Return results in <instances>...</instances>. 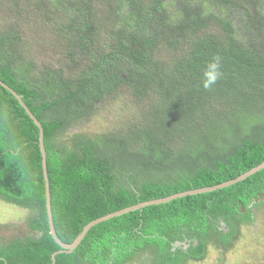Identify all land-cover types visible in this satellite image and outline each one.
Wrapping results in <instances>:
<instances>
[{"label": "trees", "instance_id": "trees-1", "mask_svg": "<svg viewBox=\"0 0 264 264\" xmlns=\"http://www.w3.org/2000/svg\"><path fill=\"white\" fill-rule=\"evenodd\" d=\"M214 61L220 76L206 89ZM0 80L42 124L65 244L96 219L216 187L264 162V0H0ZM124 96L143 116L96 133L99 104ZM39 139L0 85V222L12 229L18 216L29 231L0 246V264H52L61 250ZM261 195L264 170L103 222L55 264L203 262L211 248L239 245Z\"/></svg>", "mask_w": 264, "mask_h": 264}, {"label": "rangeland", "instance_id": "rangeland-1", "mask_svg": "<svg viewBox=\"0 0 264 264\" xmlns=\"http://www.w3.org/2000/svg\"><path fill=\"white\" fill-rule=\"evenodd\" d=\"M35 33V30H32ZM115 102H106L104 105L99 104L98 114L99 121L98 127H96V133H101V130L116 131L125 126L122 121L129 122L132 120L133 116L142 115V110L138 108L134 101L128 97L119 98L114 100ZM120 121L122 124H120ZM79 128V127H78ZM74 133V130L70 131L68 135ZM128 181V179H126ZM263 200V198H261ZM5 210L0 209V221L2 222L4 218L7 217ZM4 215V216H2ZM2 216V217H1ZM18 218V216H16ZM16 217L11 218L10 223L13 228L18 226L16 224ZM0 222V229L2 228L5 235L11 234L13 231H5ZM16 226V227H15ZM22 233L28 235L29 231L24 223L18 226ZM239 245L233 250L227 252L221 249L211 248L209 254L205 261L203 262H190L188 264H264V208L262 212L258 213V217L252 225L246 226L241 232V238L238 242Z\"/></svg>", "mask_w": 264, "mask_h": 264}, {"label": "water", "instance_id": "water-1", "mask_svg": "<svg viewBox=\"0 0 264 264\" xmlns=\"http://www.w3.org/2000/svg\"><path fill=\"white\" fill-rule=\"evenodd\" d=\"M0 85H2L4 88H6L8 91H10L16 97V99L19 101L21 106L25 109L27 115L32 119L34 124L40 130L39 147H40L41 154H42V167H43V173H44V178H45V183H46V206H47V211H48L50 233H51L53 239L55 240V242L61 247L60 251H58L52 255V264L56 263V257L58 255L73 253L80 246V244L83 242V240L85 239L87 234L91 231V229H93L95 226H98L99 224H101L103 222L109 221V220L114 219V218L121 217V216L128 214L130 212H134V211H137L140 209H145V208L150 207V206L163 205V204L170 203L171 201L179 199V198H184L187 196H196L199 194L216 191V190H219L221 188L233 186L234 184L238 183L239 181L244 180L248 177H251V176L255 175L256 173H258L264 169V163H262L260 166L254 168L253 170L249 171L248 173L242 175L239 179H236V180L233 179L232 181H229V182L224 183V184L217 186V187L208 188V189L193 190V191H189V192L171 195V196L166 197V198L150 200V201L141 203L139 205L129 207V208H125V209H122L120 211L111 213L109 215H106L102 218H99V219H96V220L90 222L84 228L82 233L78 236V238L72 244H65L57 236L55 225H54L52 205H51L50 181H49L48 168H47V153H46L45 144H44V130H43L42 124L37 119V117L30 111L28 106L24 103L21 96L16 91H14L12 88H10L7 84L3 83L1 80H0ZM261 198H264V196L262 195Z\"/></svg>", "mask_w": 264, "mask_h": 264}, {"label": "clouds", "instance_id": "clouds-1", "mask_svg": "<svg viewBox=\"0 0 264 264\" xmlns=\"http://www.w3.org/2000/svg\"><path fill=\"white\" fill-rule=\"evenodd\" d=\"M204 76H205V79H204V87L207 89V88H210L216 81H217V79L219 78V76H220V65H219V61H214V62H211L208 66H207V69H206V71H205V73H204ZM264 163V162H263ZM261 164H259L258 166H260ZM258 166H256V167H258ZM256 167H254V168H256ZM253 168V169H254ZM253 169H251V170H253ZM251 170H249V171H251ZM264 170V169H263ZM249 171H247V173L249 172ZM262 171V170H261ZM260 171V172H261ZM259 173V172H258ZM246 174V173H245ZM257 174V173H256ZM244 175V174H243ZM236 180V179H235ZM227 182H229V181H227ZM227 182H225V183H227ZM224 184V183H223ZM237 184V183H236ZM220 185H222V184H220ZM220 185H218V186H220ZM235 185V184H234ZM217 187V186H216ZM229 187H231V186H229ZM229 187H225V188H229ZM221 189H224V188H221ZM221 189H219V190H221ZM262 196V195H261ZM260 196V197H261ZM166 198V197H165ZM161 199V198H160ZM155 200V199H154ZM261 200V199H260ZM144 203V202H143ZM141 204V203H140ZM139 205V204H138ZM240 205H241V207H240V211H242V212H244V207H243V205H242V203L240 202ZM134 206H136V205H134ZM129 207H133V206H129ZM129 207H126V208H129ZM125 209V208H124ZM120 211V210H119ZM135 212V211H134ZM130 213H132V212H130ZM126 215V214H125ZM188 247V245H186V248ZM208 254H209V252H208Z\"/></svg>", "mask_w": 264, "mask_h": 264}, {"label": "flooded vegetation", "instance_id": "flooded-vegetation-1", "mask_svg": "<svg viewBox=\"0 0 264 264\" xmlns=\"http://www.w3.org/2000/svg\"><path fill=\"white\" fill-rule=\"evenodd\" d=\"M255 203H258V199L255 200ZM4 205V202L3 200L0 199V208H2ZM256 208L253 207V206H250L248 209H247V212L248 211H252V212H256ZM246 212V213H247ZM222 226H223V223H222ZM4 227V226H2ZM5 228V231L9 232V230L11 229L10 226H6L4 227ZM3 229L1 228L0 229V246L3 247V249H6L8 247V244L11 240L15 239V238H21L23 241L25 240V238L27 237V235L25 233H22L21 230L19 228H12V232L11 234L9 235H5L4 232L2 231ZM11 231V230H10ZM5 260V259H4ZM6 262V260H5Z\"/></svg>", "mask_w": 264, "mask_h": 264}, {"label": "bare ground", "instance_id": "bare-ground-1", "mask_svg": "<svg viewBox=\"0 0 264 264\" xmlns=\"http://www.w3.org/2000/svg\"><path fill=\"white\" fill-rule=\"evenodd\" d=\"M212 195V194H211ZM225 203V202H224ZM217 206V205H216ZM223 208V207H222ZM151 209V208H150ZM238 212V211H237Z\"/></svg>", "mask_w": 264, "mask_h": 264}]
</instances>
